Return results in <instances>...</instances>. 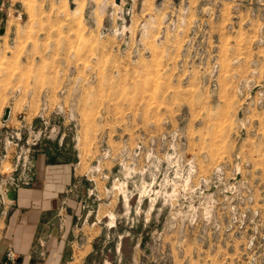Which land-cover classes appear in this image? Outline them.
<instances>
[{
	"label": "rangeland",
	"instance_id": "rangeland-1",
	"mask_svg": "<svg viewBox=\"0 0 264 264\" xmlns=\"http://www.w3.org/2000/svg\"><path fill=\"white\" fill-rule=\"evenodd\" d=\"M0 21V208L39 156L70 161V264H264V0H6Z\"/></svg>",
	"mask_w": 264,
	"mask_h": 264
},
{
	"label": "crops",
	"instance_id": "crops-1",
	"mask_svg": "<svg viewBox=\"0 0 264 264\" xmlns=\"http://www.w3.org/2000/svg\"><path fill=\"white\" fill-rule=\"evenodd\" d=\"M33 174L0 208V264H70L75 222L81 215L66 197L74 182L73 164L39 156ZM63 203L69 205L65 213ZM9 250L16 255L13 261L6 257Z\"/></svg>",
	"mask_w": 264,
	"mask_h": 264
},
{
	"label": "built area",
	"instance_id": "built-area-1",
	"mask_svg": "<svg viewBox=\"0 0 264 264\" xmlns=\"http://www.w3.org/2000/svg\"><path fill=\"white\" fill-rule=\"evenodd\" d=\"M6 8V0H0V13L4 12V9ZM132 9V5H129V8L128 10ZM18 17L21 18L22 17V13H18ZM0 25H1V21H0ZM30 181V179L28 178V175H24V173L21 175V178L20 179H17V183H15V186L14 188H17L19 186H21V184H28ZM9 204V202H8ZM6 257L8 260H15L16 258V255L14 253V251L12 250H9L7 253H6Z\"/></svg>",
	"mask_w": 264,
	"mask_h": 264
},
{
	"label": "water",
	"instance_id": "water-1",
	"mask_svg": "<svg viewBox=\"0 0 264 264\" xmlns=\"http://www.w3.org/2000/svg\"><path fill=\"white\" fill-rule=\"evenodd\" d=\"M4 31H5V29L2 28L1 29V33H4ZM10 113H11V108L10 107H7L5 109V112H4V115H3V121H7L8 120V118L10 117Z\"/></svg>",
	"mask_w": 264,
	"mask_h": 264
},
{
	"label": "bare ground",
	"instance_id": "bare-ground-1",
	"mask_svg": "<svg viewBox=\"0 0 264 264\" xmlns=\"http://www.w3.org/2000/svg\"><path fill=\"white\" fill-rule=\"evenodd\" d=\"M11 114V113H10Z\"/></svg>",
	"mask_w": 264,
	"mask_h": 264
}]
</instances>
